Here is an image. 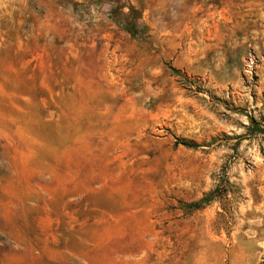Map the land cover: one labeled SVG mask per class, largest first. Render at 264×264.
<instances>
[{"label": "rangeland", "instance_id": "374dc122", "mask_svg": "<svg viewBox=\"0 0 264 264\" xmlns=\"http://www.w3.org/2000/svg\"><path fill=\"white\" fill-rule=\"evenodd\" d=\"M263 124L264 0H0V264H264Z\"/></svg>", "mask_w": 264, "mask_h": 264}, {"label": "trees", "instance_id": "16d2710c", "mask_svg": "<svg viewBox=\"0 0 264 264\" xmlns=\"http://www.w3.org/2000/svg\"><path fill=\"white\" fill-rule=\"evenodd\" d=\"M252 124H253V122H252ZM263 129H264V124H263ZM180 144L183 145V146H186V147H191V148H194V146H195V145H192L191 143H187V142H184V141H181Z\"/></svg>", "mask_w": 264, "mask_h": 264}]
</instances>
